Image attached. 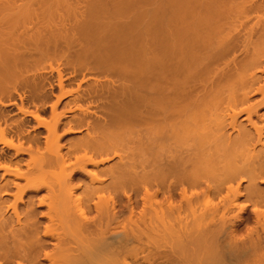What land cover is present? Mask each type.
I'll return each instance as SVG.
<instances>
[{"label": "bare ground", "instance_id": "obj_1", "mask_svg": "<svg viewBox=\"0 0 264 264\" xmlns=\"http://www.w3.org/2000/svg\"><path fill=\"white\" fill-rule=\"evenodd\" d=\"M17 1L0 0V75L36 94L46 77L24 68L52 44L93 62L86 70L121 77L82 78L57 97L73 94L89 130L64 153L55 103L52 119L37 121L43 147L23 119L0 110V142L29 152L24 169L0 161L2 175L22 180H11L10 203L0 194V264H264V0H147L140 20L120 23L107 17L125 3L93 0L74 41ZM110 153L118 163L87 169ZM82 171L90 181L74 195ZM28 191L36 194L20 208ZM249 205L254 222L238 237L235 221L250 220L241 215Z\"/></svg>", "mask_w": 264, "mask_h": 264}, {"label": "rangeland", "instance_id": "obj_2", "mask_svg": "<svg viewBox=\"0 0 264 264\" xmlns=\"http://www.w3.org/2000/svg\"><path fill=\"white\" fill-rule=\"evenodd\" d=\"M40 1L46 2L45 6H41L43 2L40 3ZM97 0H95L96 2ZM106 1V0H105ZM112 1V0H108ZM152 1V0H151ZM161 1V0H158ZM19 2H26L31 3L30 9L31 15L35 16L38 15L41 19H43L44 24L46 25V29L48 31H51L53 29L56 31H66L68 34L67 36L70 38L69 40L74 41L77 39L78 29H79V19L81 18L82 14L87 12L89 8H92L93 6H90V4L93 2V0H18ZM91 2V3H90ZM100 3V1H97ZM104 1L102 0L101 3ZM129 2V3H128ZM146 2H150L147 0H121L120 3H125L122 5H119L117 12L114 10H111L108 20H111L112 22H129L134 21L136 18L139 19V16H144L145 11L142 9V7L150 8L149 5ZM153 3L160 5L161 2H156L155 0L152 1ZM151 2V3H152ZM94 3V2H93ZM92 3V4H93ZM100 3V4H101ZM149 3L150 5H153ZM39 4V5H37ZM154 4V5H155ZM29 6V5H28ZM36 8V9H35ZM114 11V14H113ZM105 14V13H103ZM102 15V14H101ZM106 15V14H105ZM140 20V19H139ZM45 27V26H44ZM43 29V28H42ZM46 29H43L46 31ZM49 33V32H48ZM56 40H60L59 35L56 36ZM47 47H49L47 49ZM42 48V49H41ZM51 48V49H50ZM55 48V49H54ZM40 50L36 49L32 55L31 64L28 63L27 67L24 68V72L29 75L37 74L38 80L40 73L46 77L45 83L43 88L37 93L34 94L33 92H30V88L23 87L20 84L19 81H17V77L14 76L12 73L2 74L0 75V78L2 81V84H5L3 89L0 88V110L3 109L9 118L12 119H20L24 120L26 122V135L28 136L30 140L33 139L38 143L39 145L44 146L45 143V137L47 135L46 128L43 125H40L37 123V121H50L52 119V109L55 105V110L59 115V118L62 122L61 128L58 131L59 137V144L61 147L62 153H64L66 150H68L69 146H71L75 141L87 136L89 130H87L86 123H80L78 113L79 110L74 108V105L70 100L73 98V94H67L65 93L64 96L62 95L61 99L57 103V97L60 96L63 92L72 91L75 93V91L78 89V84L81 83V79H87L89 76H98L99 79L105 78L103 76L111 77L112 79L118 80L119 74L118 73H112L111 71H103L101 69L95 70H86L85 68H90L91 64L93 62L83 63L81 59L72 51L70 50H64L61 51L59 49H56V47L52 46V44H49L48 46H40ZM30 64V66H29ZM22 70L19 71V73ZM23 72V73H24ZM12 74V75H11ZM59 74L62 75L65 80H63L62 84L60 85L59 80ZM44 77V78H45ZM90 78V77H89ZM16 79V80H15ZM15 80V81H14ZM43 80V81H44ZM80 81V82H79ZM8 83V84H7ZM15 83V84H14ZM7 84V85H6ZM10 84V85H9ZM13 84V86H12ZM15 85V86H14ZM7 90H6V87ZM18 86V87H17ZM14 87V89H12ZM16 87V88H15ZM21 87V88H20ZM11 88V90H10ZM20 88V89H18ZM17 89V91H16ZM23 89V90H22ZM30 89V90H29ZM10 90V91H9ZM29 90V92H28ZM12 91V92H11ZM41 92V93H40ZM62 92V93H61ZM25 93V94H24ZM31 93V95H30ZM35 95V96H34ZM37 96V97H36ZM33 97V98H32ZM11 101V102H10ZM4 103V104H3ZM9 103V104H7ZM11 103V104H10ZM55 103V104H54ZM3 104V105H2ZM54 104V105H53ZM73 105V106H72ZM20 109V110H19ZM23 111H22V110ZM264 111V108L260 109V112ZM62 113V114H61ZM77 113V114H76ZM34 115V116H33ZM40 117V120H37ZM76 115V116H75ZM78 117V118H77ZM239 120H241V117H239ZM74 121V122H73ZM77 121V122H76ZM242 122V121H241ZM80 123V124H79ZM244 123V122H243ZM68 126L73 127V131L66 132V129ZM236 131L233 132L235 134ZM31 137H30V136ZM37 139V140H36ZM39 140V141H38ZM15 143H19L18 140L14 139ZM17 141V142H16ZM25 143V142H24ZM23 143L24 148L28 149V143ZM34 145V144H33ZM16 148H13L11 146L3 145L0 142V161L3 159L9 160L14 165H17L18 167H22L24 169L26 167V163L29 159V152H20L15 151ZM19 152V153H18ZM107 156H110V159H108L103 164H100L99 166L94 165H87V169L90 171H93L95 169L98 170V168H108L111 165H115L117 162L118 157L114 156L112 153L107 154ZM2 157V159H1ZM102 157H106V154H104ZM98 157L97 159H99ZM18 161V162H17ZM24 161V162H23ZM25 166V167H24ZM107 170V169H106ZM3 170L0 169V184H4L6 180H9L10 184L8 185V194H4V192L0 193L2 199H4L7 203L13 201L14 199V192L16 191V186L13 184L12 181H19V183H22V180H18V178H15L12 174H6L2 175ZM83 175L81 178L83 179V182L80 179H74L73 184L76 186L73 189L74 195H79L83 192L86 184L88 181H90L89 173L86 174V172H83ZM104 173V172H103ZM85 175V176H84ZM89 179V180H88ZM110 181V177H108L104 182L107 183ZM2 182V183H1ZM12 183V184H11ZM85 183V184H84ZM248 182H243V185H247ZM259 186L264 187V182L258 183ZM10 188V189H9ZM46 188H42L40 192L37 193V196H41L46 193ZM128 191V190H127ZM130 191V190H129ZM122 202L125 203L126 200H123L125 195H122ZM36 194L35 191H28L27 195L25 196V201L20 203V208H24L28 204L29 195ZM117 195L120 196V195ZM124 194V193H123ZM116 199H119L118 201L121 202L120 198L118 197ZM126 198V197H125ZM11 199V200H10ZM36 202L38 201L37 198ZM136 204V209L138 214V210L141 207V202ZM238 201L243 203L245 200L243 197L239 198ZM140 204V205H139ZM205 206V205H203ZM38 210L44 211L46 209L45 206H37ZM237 213V209L235 210ZM251 205L247 206V209L242 212V216L245 217L248 214L250 215V220L252 221H235L237 223V230L236 235L238 237H241L240 235H243L246 233V229L249 225H252L254 222V212H252ZM239 212V211H238ZM7 214H11V210L7 212ZM125 214H127V211H125ZM38 218L41 219V221L44 223L46 221L45 217L40 216V213L38 215ZM235 220V219H233ZM239 222V223H238ZM234 223V224H236ZM245 223V224H244ZM251 223V224H250ZM242 225V226H241ZM248 225V226H247ZM240 228V229H239ZM245 229V230H244ZM243 260V259H242ZM241 261V260H240ZM45 262V260H43ZM237 264V261L234 260L233 263ZM240 263V262H238ZM249 264L242 261L240 264Z\"/></svg>", "mask_w": 264, "mask_h": 264}]
</instances>
